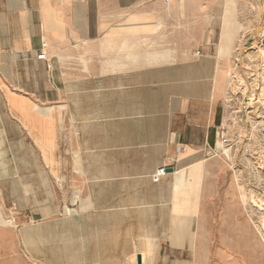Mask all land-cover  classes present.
<instances>
[{
	"label": "crops",
	"instance_id": "obj_1",
	"mask_svg": "<svg viewBox=\"0 0 264 264\" xmlns=\"http://www.w3.org/2000/svg\"><path fill=\"white\" fill-rule=\"evenodd\" d=\"M245 3L0 0V264H264L213 149ZM184 21L196 45H136Z\"/></svg>",
	"mask_w": 264,
	"mask_h": 264
},
{
	"label": "rangeland",
	"instance_id": "obj_2",
	"mask_svg": "<svg viewBox=\"0 0 264 264\" xmlns=\"http://www.w3.org/2000/svg\"><path fill=\"white\" fill-rule=\"evenodd\" d=\"M243 1L246 3L244 6H240L241 21L239 23L241 32L231 57L232 64L229 73V91L233 92H235L236 86H238V81H241L242 84L247 86L249 85V82L253 81V77H250V75L253 74L254 67L256 65L258 66L259 60L262 58V56H258V53H250L251 51L247 49L249 47L247 44L249 38H251V44L253 43L254 39L256 42L254 44L257 45V43H260V39L264 35V0H242V3ZM221 24L222 23L217 22L215 25L220 27ZM178 25L179 24L175 22L167 23L166 32H164V34L166 33V35H168L167 37L138 39L141 46L138 43H136V45L142 50H150L151 52L165 51L180 45H182V47L196 45V40L200 39H192L191 37H187V35H189L194 30H200L203 28V23L184 21L181 23V27H178ZM179 35H182V37ZM161 56L162 55H159V58L155 60L151 59L150 62H159L160 60L165 59ZM170 56L175 55L168 53L166 57ZM251 59H254V61L251 62ZM245 88L246 92L248 91V88L251 90V86ZM247 96L248 95L245 97L246 99ZM233 102L237 108H239L238 105L240 103L244 104L240 93L238 96L233 98ZM234 124L233 121L229 123L230 126H233ZM236 124L237 125L235 128H230V134L237 142V146L228 151L226 150L225 152L229 154V156L232 158L231 160H233L235 164L239 162V165L237 164L236 167V170H238L237 174L239 175L238 177H241V181L245 186L244 188L248 192L247 195L250 205H255L261 209H264V176L261 174H254L253 171L257 164L254 152L259 146L258 134L255 130H247L246 125L240 122L238 116L236 117ZM220 138L221 137L217 135L216 130V141L215 145L213 146L214 154L217 149L222 147L220 144ZM163 166L166 168L164 175L168 173V166L162 165L155 170L152 177H154V174L158 171V169ZM250 201H252V203ZM259 208L255 207V209L260 211ZM255 209L254 213L260 217L258 221L262 219L261 224L264 226V211H260L262 213L260 216V213H258ZM257 218L258 217H256L254 220H257Z\"/></svg>",
	"mask_w": 264,
	"mask_h": 264
},
{
	"label": "built area",
	"instance_id": "obj_3",
	"mask_svg": "<svg viewBox=\"0 0 264 264\" xmlns=\"http://www.w3.org/2000/svg\"><path fill=\"white\" fill-rule=\"evenodd\" d=\"M249 38L248 40V48L250 53H258V56H262V58L259 60V64L257 68H254L253 74L250 75V77H253V81L249 82L248 86H251V90L249 88L246 92L247 85H244L241 83V81H238V86H236L235 92L229 91L227 95V109L229 111L228 119L226 123H222L218 129H217V135L220 138V144L222 147L220 149H217L215 151V154L219 153H225V151L230 150L237 146V142L232 138L230 134V128H235L236 124V117H239V120L241 123H244L246 125V129L250 131L255 130L258 134V140H259V146L255 149V159L256 166L254 168V174H262L264 173V97L262 96V91L264 88V81H262L260 74H262L264 70V35L260 39V43H257L256 47H254V43H256L253 39V43L251 44L252 39ZM251 49V50H250ZM263 52H262V51ZM255 51V52H252ZM40 59H45L46 55L45 53H41L39 55ZM238 61V60H237ZM251 62L254 61V59L250 60ZM252 72V71H251ZM258 76V77H257ZM242 96V101L244 104L240 103L237 108L233 102V98L238 96V94ZM247 96V99L245 98ZM229 120V121H228ZM235 121V124L233 126H230L229 123ZM232 130V129H231ZM166 172V168L163 166L158 169V171L154 174L153 179L158 180L160 177L164 175ZM259 208L258 206H255ZM261 211H264V209L259 208ZM261 229H263V239H264V226H261Z\"/></svg>",
	"mask_w": 264,
	"mask_h": 264
},
{
	"label": "bare ground",
	"instance_id": "obj_4",
	"mask_svg": "<svg viewBox=\"0 0 264 264\" xmlns=\"http://www.w3.org/2000/svg\"><path fill=\"white\" fill-rule=\"evenodd\" d=\"M254 47H256V45L254 44ZM262 51V50H261ZM263 52V51H262ZM155 56H152L151 55V58H154ZM155 58H157V57H155ZM148 123V122H147ZM56 165V164H55ZM56 167V166H55ZM58 169V168H57ZM57 176V175H56ZM114 179V178H113Z\"/></svg>",
	"mask_w": 264,
	"mask_h": 264
},
{
	"label": "water",
	"instance_id": "obj_5",
	"mask_svg": "<svg viewBox=\"0 0 264 264\" xmlns=\"http://www.w3.org/2000/svg\"><path fill=\"white\" fill-rule=\"evenodd\" d=\"M169 170H172V169H169ZM138 264H141V258L140 257L138 259Z\"/></svg>",
	"mask_w": 264,
	"mask_h": 264
}]
</instances>
